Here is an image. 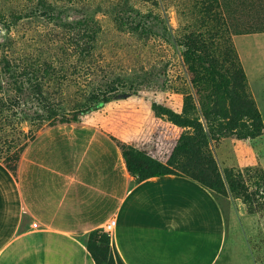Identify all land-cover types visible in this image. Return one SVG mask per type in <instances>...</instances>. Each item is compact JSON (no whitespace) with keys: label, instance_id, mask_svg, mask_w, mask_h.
<instances>
[{"label":"rangeland","instance_id":"1","mask_svg":"<svg viewBox=\"0 0 264 264\" xmlns=\"http://www.w3.org/2000/svg\"><path fill=\"white\" fill-rule=\"evenodd\" d=\"M223 1L231 2L230 9L220 1L221 10L261 115L263 134L253 139H239L234 133L208 138L205 147L223 177L230 174L243 184L239 195H218L226 231L221 263L264 264V31L248 28L253 16L243 13L248 9L244 0ZM158 2L151 6L143 0H0L1 161L13 165L30 136L60 124L58 117L44 121L54 104H60V109L54 107L58 112L70 114L79 108L71 107L80 101L81 92L88 96L100 90L110 101L80 111L79 122L121 123L125 141L120 145L168 164L174 173L180 171L178 163L186 157L178 152L177 140L193 136L194 131L155 113L151 105L188 111L185 92L191 88L190 73L182 60V47L169 37L180 38L194 29L196 14L191 13L192 0ZM149 10L168 19L169 36L148 32L140 37L130 28V22ZM85 20L89 49L79 56L74 34ZM34 61L51 64L52 71L42 67L36 71L31 68ZM30 73L36 75L29 83ZM203 127L207 128L205 123ZM53 135L61 143L68 140L60 133ZM114 135L120 138L117 132ZM76 136L80 148L63 145L59 150L79 153L89 137L97 139L87 130H78Z\"/></svg>","mask_w":264,"mask_h":264},{"label":"crops","instance_id":"2","mask_svg":"<svg viewBox=\"0 0 264 264\" xmlns=\"http://www.w3.org/2000/svg\"><path fill=\"white\" fill-rule=\"evenodd\" d=\"M244 1L243 13L253 16L248 28L262 32L264 0ZM103 122L39 130L14 172L0 160V264H95L85 238L111 218V243L124 264H225L219 196L177 174L135 181L120 149L123 124ZM78 130L97 139L89 137L79 153L60 151L80 148Z\"/></svg>","mask_w":264,"mask_h":264},{"label":"trees","instance_id":"3","mask_svg":"<svg viewBox=\"0 0 264 264\" xmlns=\"http://www.w3.org/2000/svg\"><path fill=\"white\" fill-rule=\"evenodd\" d=\"M143 1L150 3L151 6L159 5L158 0ZM192 1L193 10L191 13L195 12L196 14L193 20L194 29L179 36L180 38L169 37L176 40L182 47V60L190 73L191 88L185 92V102L189 106L188 111L177 113L155 103L151 105L155 113L163 114L172 123L181 127H190L194 131L193 136H180L177 140L178 152L184 153L186 157L183 162L178 163L180 171L174 173L168 164L143 152L123 145H120V149L126 170L137 182L149 177L177 174L199 183L215 195H239L243 184L230 174L223 177L218 170L216 161L205 147L208 138L217 140L233 133L239 139L259 137L263 134L262 119L249 92L246 76L233 46L220 1ZM262 21H264V14H262ZM82 22L80 21V25L83 28L75 29L77 31L73 41L75 52L79 56L85 55L86 50L89 49L88 41L84 39L90 33L84 32L89 22L88 20ZM168 23L165 16L152 15L149 10L145 14H141L140 20L137 22H130L129 26L140 37L146 36L149 32L165 38L166 35L169 36L167 33ZM79 42L82 43L79 44ZM32 67H35L36 71L40 67L44 71H52L51 64L45 62L34 61L31 64ZM3 70H6L5 73L9 72L6 66ZM35 75V73H30L27 82L30 83L34 80ZM98 91L92 92L88 96H85L83 92L80 96L79 92L80 101L74 102L71 107L79 108L70 114L58 112L60 104H54L44 121L51 122L54 117H58L60 124L79 122L80 111L86 112L95 103L97 105L110 101L109 96H106L103 91ZM54 107H57V110ZM69 115L71 117H68ZM204 123L207 126L206 129L203 127ZM33 139L34 136H30L28 141L23 144L21 151ZM19 155L13 165L3 159L5 166L12 172L16 169ZM261 181L264 183V178H261ZM84 244L89 254L95 258V264H124L111 243L110 235L103 232L102 229L90 231Z\"/></svg>","mask_w":264,"mask_h":264},{"label":"built area","instance_id":"4","mask_svg":"<svg viewBox=\"0 0 264 264\" xmlns=\"http://www.w3.org/2000/svg\"><path fill=\"white\" fill-rule=\"evenodd\" d=\"M114 225H115V219L111 218L103 224L101 229L103 232L110 234L114 228ZM35 226H36V223H32V227H35Z\"/></svg>","mask_w":264,"mask_h":264}]
</instances>
